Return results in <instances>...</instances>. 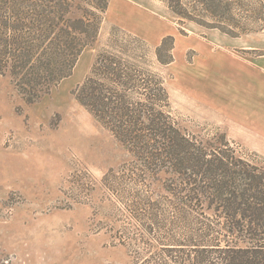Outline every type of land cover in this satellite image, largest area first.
Masks as SVG:
<instances>
[{"label": "trees", "instance_id": "obj_1", "mask_svg": "<svg viewBox=\"0 0 264 264\" xmlns=\"http://www.w3.org/2000/svg\"><path fill=\"white\" fill-rule=\"evenodd\" d=\"M202 1L225 20L252 9L264 29V0ZM108 7L109 0H0V76L28 104L39 102L95 48ZM119 30L74 95L127 157L104 180L114 192L126 181L124 209L144 239L135 264H264V158L174 115L157 69L174 62V37L152 47Z\"/></svg>", "mask_w": 264, "mask_h": 264}, {"label": "rangeland", "instance_id": "obj_2", "mask_svg": "<svg viewBox=\"0 0 264 264\" xmlns=\"http://www.w3.org/2000/svg\"><path fill=\"white\" fill-rule=\"evenodd\" d=\"M138 1L176 40L174 62L157 66L174 115L194 132H225L264 158V29L252 9L225 20L202 0ZM102 17L95 48L39 102L28 104L0 76V264H135L145 254L124 209L126 181L114 192L104 180L127 157L74 95L97 50L125 31Z\"/></svg>", "mask_w": 264, "mask_h": 264}, {"label": "crops", "instance_id": "obj_3", "mask_svg": "<svg viewBox=\"0 0 264 264\" xmlns=\"http://www.w3.org/2000/svg\"><path fill=\"white\" fill-rule=\"evenodd\" d=\"M107 16L113 25L142 38L149 44L153 41L159 46L165 37H173L171 26L157 16L152 8L138 0H109ZM174 41L173 55L175 38Z\"/></svg>", "mask_w": 264, "mask_h": 264}]
</instances>
